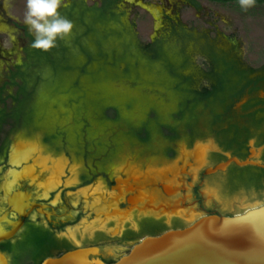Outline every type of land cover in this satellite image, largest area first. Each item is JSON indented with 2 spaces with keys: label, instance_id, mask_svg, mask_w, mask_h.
I'll return each instance as SVG.
<instances>
[{
  "label": "rangeland",
  "instance_id": "rangeland-1",
  "mask_svg": "<svg viewBox=\"0 0 264 264\" xmlns=\"http://www.w3.org/2000/svg\"><path fill=\"white\" fill-rule=\"evenodd\" d=\"M72 1L62 0L61 9ZM76 1L91 7L100 6L103 0ZM25 10L26 0H0V111L13 112L24 82L32 92L31 110L19 120L9 114L2 127L0 162H5L17 140L15 145L38 141L46 154L64 156L67 169L78 166L80 184L107 175L126 156L136 157L130 158L142 166L146 162L159 166L178 155L179 143L191 147L198 139L221 140L217 104L193 102L192 94L176 88L179 79L174 72L185 76L198 73L195 87L209 86L203 73L209 70L212 48L218 54L238 55L247 66L264 64V3L243 8L240 1L121 0L115 10L125 16L100 25L115 31L103 40L108 57L98 54L90 61L80 50L75 52L73 59L78 65H87L85 72L77 68L55 71L50 64L29 60L34 34L24 23ZM133 25L134 38L126 32ZM93 39L94 35H89L87 43L97 48ZM155 42L166 49L165 61L173 73L142 51V46ZM127 63L131 69L126 72ZM185 100H192L190 109L180 115ZM226 100L232 102V95ZM100 101L117 106L121 118L116 120L113 110L103 114L101 107L97 108ZM143 125H148L149 135L136 134ZM259 142H264V135ZM241 187L227 185L229 193ZM243 187L259 189L252 183ZM158 229L157 224H144L145 231Z\"/></svg>",
  "mask_w": 264,
  "mask_h": 264
},
{
  "label": "flooded vegetation",
  "instance_id": "flooded-vegetation-1",
  "mask_svg": "<svg viewBox=\"0 0 264 264\" xmlns=\"http://www.w3.org/2000/svg\"><path fill=\"white\" fill-rule=\"evenodd\" d=\"M234 59L237 60L236 71H238V74L231 79L233 82V92L228 91L224 93L223 91L219 93V99L216 102L218 106L216 115L221 123V130L223 132L221 142L213 139H198L191 147L184 143H179L178 155L172 161L166 162L172 163L177 159L182 145L186 147L187 151L195 152L198 145L214 142V148L209 150L206 158L207 164L201 169L195 182L191 175L193 167L186 166L185 169L189 173H183L184 164L182 163L183 165L181 164L180 167L181 175L177 177V184L170 182H166L168 184H161L159 181L153 184L151 191H147L140 184L141 181H137L140 178L139 175H135L131 171L126 173L121 171V168L131 162V164L139 165L145 170L149 162H146L142 166L141 162L137 163L130 158L134 156H126L123 163L119 164L120 162H118L119 165L116 164L111 167L107 175H96L88 183L80 184L76 175L78 166L73 165L67 169L68 163L66 160V164L63 165L62 172L60 173V180L56 181L50 189H47L44 185L50 176V171L45 170L43 174H39L40 183L38 185L33 186L30 182L31 179L27 178L25 181H20V186L12 189L6 195L5 190H2L1 186L4 182L2 176L10 168L8 164V150L5 162H0V200L9 198V196L14 197L16 192H22L25 195L23 201L28 204L25 216H21L15 210V206L10 207L8 204H4L5 209H8V217L14 222H22L21 227L13 238L0 244V250L10 256V264H43L48 258L61 257L69 251L87 247H96L99 250L98 255H90L91 259L98 257L110 264L115 262L118 256L129 253L134 244L143 237L160 234L171 227L186 226L192 207H196V210L200 214L205 212L225 215L234 214V210L230 205L229 207H224L221 201L217 199H214L211 203L206 202L209 197L208 193L207 195L204 194L205 187H216L219 189L218 193L220 197L222 196L221 200H233L235 210H239V205L253 202L256 198L264 200V167L255 165L238 166L234 162H231L225 172H219L211 176L205 174L209 167L227 162L232 157H238L240 160L248 158L254 161L259 160L264 164V142H259V137H263L264 135V64L260 67H251L245 65L238 55L232 54L226 57V60ZM220 69L210 59L209 70L220 71ZM207 79L210 81L209 86H202L198 89L211 87L216 81L213 78ZM219 81L225 83L226 78L222 76L221 78L218 77ZM228 95H232V102L226 100ZM234 145L235 147L233 148ZM62 153L54 154L60 155ZM44 154L50 155L46 154V152ZM213 155L217 158H213ZM52 157L64 158V156ZM214 180L216 183H212ZM67 182L72 183L67 184ZM98 182H102V185L105 187L104 191H106L108 196L107 201L112 200L111 197L117 193L120 195V202L118 204L120 207H112L113 209L109 215L102 214L100 220L109 217L111 221L105 228H101L98 227V224L101 223L99 220L96 223L95 230L92 232L85 228L87 224L97 219L98 214L94 211L91 212V206H88L84 194L78 193L82 189L94 188ZM249 183L255 184L259 189H247L243 187ZM230 184L241 185L242 187L233 193H229L227 185ZM120 185H122L121 190L119 188ZM163 186L170 189L179 188L177 192L168 195L165 193ZM158 190L161 191L160 194ZM110 193H113V195H110ZM162 196L163 198H161ZM145 197H147V200H143L142 203L138 202L139 199ZM153 197L154 201L152 203L150 200L152 201ZM159 198L160 201L158 200ZM177 200L181 204L178 207L179 213H171V211L161 212V209L152 210L151 208H147V211L150 213L145 215L146 209H139V206H143L148 202H150L149 204L152 207L159 206L160 202H171L166 204L169 206L167 209H171L170 207ZM242 200L245 201L241 202ZM144 201L146 202L144 203ZM134 206L138 207L135 208ZM129 210L130 212L126 213ZM141 210L142 212L144 210V215L143 213L139 215ZM185 210L188 212H185ZM132 212L134 213V220L130 221L127 217ZM159 213L161 214L159 215ZM180 213H183L184 216L179 215ZM114 217L118 219L114 220ZM122 218L125 221L121 220ZM146 222L157 224L159 229L145 231L144 224ZM6 225L8 229H12L13 227L8 224ZM73 232L74 235L72 234ZM129 234L132 236H129Z\"/></svg>",
  "mask_w": 264,
  "mask_h": 264
},
{
  "label": "water",
  "instance_id": "water-1",
  "mask_svg": "<svg viewBox=\"0 0 264 264\" xmlns=\"http://www.w3.org/2000/svg\"><path fill=\"white\" fill-rule=\"evenodd\" d=\"M69 36L70 39L66 37L67 41L71 40L72 34ZM10 149L11 146L9 158ZM231 162L238 166L264 167L259 160L232 157L227 162L209 167L205 174L211 176L225 172ZM183 173L189 171L183 169ZM27 178L31 179L33 186L40 183L39 172L33 165L24 164L19 170L9 168L2 176L4 182L1 189L8 195L12 189L20 186L21 180ZM178 188L163 186L168 195L177 192ZM24 196L22 192H16L14 197L0 200V244L12 239L22 225L21 221L14 222L8 217L4 204L15 206V210L25 216L28 204L24 203ZM160 205L163 206L161 211L169 207L162 203ZM180 205L178 200L175 201L170 207L171 213H177ZM148 206L152 207L151 204ZM238 209L233 208L234 214L231 215L201 213L186 226L171 227L160 234L147 235L135 243L129 253L118 256L110 264H264V200L256 198L253 202L239 205ZM6 224L13 226L12 229H8ZM92 254L98 255V248L69 251L61 257L48 258L43 264H108L98 257L91 259ZM0 264H10V256L1 250Z\"/></svg>",
  "mask_w": 264,
  "mask_h": 264
},
{
  "label": "trees",
  "instance_id": "trees-1",
  "mask_svg": "<svg viewBox=\"0 0 264 264\" xmlns=\"http://www.w3.org/2000/svg\"><path fill=\"white\" fill-rule=\"evenodd\" d=\"M121 0H103L101 5H93L91 7H87L85 2L83 1H72V4L64 9H61V13L67 17L69 20L74 21V28L72 34V38L70 41H67L66 38L63 40H58L57 46L50 51H42L31 48L29 51V60L34 63H47L50 64L55 71H66L72 69H79L83 72L87 71V65H78L74 61L75 52L80 50L84 53L88 59L91 61L95 56L100 54L103 57H108L107 53L104 52L103 49V40L108 39V34L113 35V28H103L100 27L101 24H107L110 20H118L121 15L125 16V13L119 15L115 7L118 2ZM211 2L219 3V4H227L238 2L240 0H209ZM264 0H254L253 4H262ZM197 5V4H196ZM198 6V5H197ZM126 28V27H125ZM134 25L132 27H127L126 32L130 36H134ZM94 35V41L97 43V48L91 47L87 43V38L89 35ZM33 41V39H32ZM126 44V43H124ZM125 45L123 46V48ZM142 51L153 60L162 61L169 70L172 72L171 66L165 61V51L166 49L163 47L162 43H152L146 46L141 47ZM93 51V52H92ZM115 51V50H112ZM183 53L184 50L182 49ZM117 51L113 54L115 55ZM125 53L126 50H125ZM232 55V53H222L218 54L213 48L210 51V56L216 67H220V71L208 70L204 72V76L206 78L215 79V83L211 87H204L201 90L195 87L197 82V78L199 76L198 73L191 74L189 76H185L178 72H174V76H177L179 79V83L176 85V88L181 92H188L194 96L193 102L196 101H208L210 104H214L219 99V93L223 92L227 93L228 91L233 92V82L231 79L238 74L237 70V60H226V57ZM187 60V59H185ZM185 64V63H184ZM131 64L127 63L125 67V71H129L131 68ZM184 68V67H183ZM172 74V75H173ZM225 77V83L218 82V77ZM15 84V82H14ZM186 84V85H185ZM76 85H79L77 82ZM185 85V87H184ZM32 92L28 90V85L24 82L20 88L17 96L15 97V106L12 109V113H6V108H3L0 111V132L2 127L7 122L10 115L15 117L16 119L23 118L26 111L31 110L29 101L31 99ZM5 99L2 100L5 103ZM192 100H188L182 104V107L179 112L180 115L184 113L188 107V103H191ZM107 104L103 101H100L97 104V108L101 107V112L106 115L107 111L113 110L115 114V119L118 120L121 118V114L119 108L117 106H106ZM10 114V115H9ZM170 129L174 132L175 128L170 127ZM145 132L146 135H149L148 125H143L142 128L136 130V134H141Z\"/></svg>",
  "mask_w": 264,
  "mask_h": 264
},
{
  "label": "bare ground",
  "instance_id": "bare-ground-1",
  "mask_svg": "<svg viewBox=\"0 0 264 264\" xmlns=\"http://www.w3.org/2000/svg\"><path fill=\"white\" fill-rule=\"evenodd\" d=\"M21 140H23V139H21ZM16 142H14V143H16ZM14 143L11 146V152H10V158H9V167L10 168H14L16 170H19L22 165L30 164V165H33L38 170L39 174H43L45 170L50 171V176L47 178V181L44 183V185L47 189H50L55 184L56 181L60 180V178H61L60 173L62 172V167H63V165L66 164V160L63 157L54 158V157H52V155L51 156L45 155L44 151H43L44 150L43 146H41V144L38 141H31L30 140L29 142H22V143H19L16 145ZM12 147H13V152H12ZM212 148H214V142H208L205 145H202V144L198 145L195 152L194 151H190V152L187 151L186 147L184 145H182L181 152H180L179 156L172 163H166L165 162L164 164L159 165V166L148 164L146 169L144 170V169H142L141 166L136 165L134 163L131 164V162L128 161L129 163L127 164V166L121 168V171H124L126 173H129V171H131L135 175H139L140 178L137 181H139V182L141 181L140 184H142L144 189H146L147 191H151V189L153 188V184L155 182L158 183L160 181L159 183H161V184H168L166 182L177 184L176 183L178 180L177 177L179 175H181V171H180L181 168L180 167H181V164L183 163L184 164L183 169H185L186 166L187 167H189V166L193 167V169H192L193 172L191 175L193 177V181L195 182L198 179L199 172L204 167V165L207 164L206 158H207L209 150H211ZM30 161H32V162H30ZM190 161H192L193 163ZM72 170L74 171V169H72ZM25 180L26 179L21 180V181H25ZM163 182H165V183H163ZM71 183L72 182H67V184H71ZM120 183H122V182H120ZM161 184H159V185L161 186ZM119 188L121 190L122 185H120ZM104 190H105V187L102 185V182H98V184L94 188L92 187V188H88V189H82L78 193V194H84V197L87 201L88 206L89 207L91 206V209H90L91 212L94 211L98 214L97 219L94 222L86 225L85 229H88L92 232L95 230L96 223L99 222L102 214H108L109 215V213L111 212V210L114 207L115 208L120 207L118 205L120 202L119 201L120 195H118V193H117L116 195L112 196L113 198L111 197L112 200L107 201L108 196L106 194V191H104ZM115 190H117V189H115ZM218 190L219 189H217L216 187H205L204 194L207 195V193H208V197H209V199H207L206 202L211 203V201H214V199H217V200L221 201V203L224 205V207H229V205H230L232 208H234V205H235L234 201L233 200H226V201L221 200L222 196L220 197ZM158 192L160 194L161 191L158 190ZM110 195H113V193H110ZM211 195H212V198H211ZM147 197H149V196H147ZM147 197L139 199L138 202L142 203L143 200H145V199L147 200ZM161 198H163V196ZM153 199H154V197L152 198V201L150 200V202L153 203V201H154ZM158 200L160 201V198ZM158 200L156 199V201H158ZM236 201H238V200H236ZM244 201L245 200H242L241 202H244ZM145 202L146 201H144V203ZM150 202H148L147 204H149ZM108 203H110V204L107 207L110 210H108L106 207V205ZM160 203H163V202H160ZM167 203H171V202H166V203L164 202L163 204L166 205ZM76 204H78V203H76ZM147 204H146V206H145V204L143 206H139V209H146L145 210L146 212H144V210H143L145 215L150 213L147 211V208H151L152 210H158V209L160 210L163 207L161 205L157 206V207H149V206L147 207ZM154 204H156V203H154ZM137 207H135V208H137ZM169 211H170V209H167L166 211H161V212H169ZM186 211L187 210H185V212ZM129 212H130V210L126 213H129ZM133 212L131 213V215H129V217H127V219H129L130 221L134 220L133 219L134 218ZM143 212L141 210L139 212V215H141ZM156 212H158V211H156ZM144 213H143V215H144ZM177 213H179V212H177ZM190 213H191V215L188 218V223L193 221L194 219L197 218L198 215H200V213H198V211L196 209L195 210L191 209ZM160 214L161 213H159V215ZM179 215L184 216L183 213H180ZM185 218H187V217H185ZM113 219L117 220L118 218L114 217ZM169 219H171V218H169ZM121 220H123V218ZM110 221H111V218H109V217H106L103 220L101 219L100 220L101 223L98 224L99 225L98 227L105 228ZM123 221H125V220H123ZM72 234L74 235V232Z\"/></svg>",
  "mask_w": 264,
  "mask_h": 264
},
{
  "label": "clouds",
  "instance_id": "clouds-1",
  "mask_svg": "<svg viewBox=\"0 0 264 264\" xmlns=\"http://www.w3.org/2000/svg\"><path fill=\"white\" fill-rule=\"evenodd\" d=\"M254 0H240L243 8L252 6ZM62 0H26L24 23L34 34L33 49L50 51L57 46L58 40L69 36L74 28L71 20L60 9Z\"/></svg>",
  "mask_w": 264,
  "mask_h": 264
}]
</instances>
